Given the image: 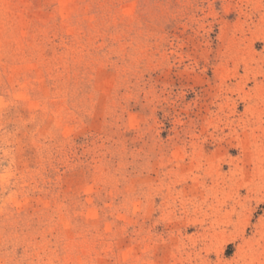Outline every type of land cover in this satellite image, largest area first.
<instances>
[{
    "label": "rangeland",
    "instance_id": "rangeland-1",
    "mask_svg": "<svg viewBox=\"0 0 264 264\" xmlns=\"http://www.w3.org/2000/svg\"><path fill=\"white\" fill-rule=\"evenodd\" d=\"M0 264H264V0H0Z\"/></svg>",
    "mask_w": 264,
    "mask_h": 264
}]
</instances>
